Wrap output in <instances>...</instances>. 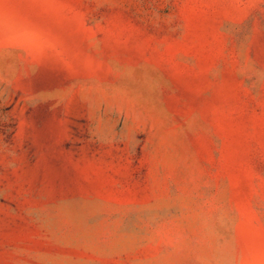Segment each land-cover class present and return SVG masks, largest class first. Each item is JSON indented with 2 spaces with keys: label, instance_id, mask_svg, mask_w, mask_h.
<instances>
[{
  "label": "rangeland",
  "instance_id": "obj_1",
  "mask_svg": "<svg viewBox=\"0 0 264 264\" xmlns=\"http://www.w3.org/2000/svg\"><path fill=\"white\" fill-rule=\"evenodd\" d=\"M0 264H264V0H0Z\"/></svg>",
  "mask_w": 264,
  "mask_h": 264
}]
</instances>
